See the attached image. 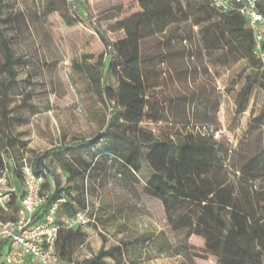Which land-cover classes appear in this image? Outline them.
Masks as SVG:
<instances>
[{"label": "rangeland", "instance_id": "1", "mask_svg": "<svg viewBox=\"0 0 264 264\" xmlns=\"http://www.w3.org/2000/svg\"><path fill=\"white\" fill-rule=\"evenodd\" d=\"M44 3L5 0L0 21L15 54L26 60L18 67L9 109L12 134L26 146L29 162L57 146L94 140L105 129L107 117L105 108L97 102L98 95L72 69L83 54H92L95 61L105 54V46L94 30L99 26L118 44L121 60L137 55L146 42L170 37L176 46L182 44L191 53L184 60L188 73L183 79L187 84L172 86L169 82L166 92L197 94L198 102L191 104L190 114L206 112L210 126L194 120L195 128L213 132L228 148L224 169L216 176L214 186L233 196L264 192L262 63L229 49L205 50L184 0H87L88 23L74 27H68L58 12L45 17ZM225 27L233 29L228 22ZM116 82L126 101L135 100L137 104L123 120L142 123L139 106L145 96L139 82L121 71ZM242 91L244 104L238 111L237 98ZM84 158L89 162L93 157L84 154ZM46 164L53 185L55 179L61 187L78 194L81 181L69 182L52 155ZM109 172L103 181L96 177L83 181L91 223L84 228L88 239L74 255L75 262L92 258L102 248L123 245L124 264H219L217 257L205 251L206 238L201 230L195 225L187 231L172 230L160 201L129 191L112 178L113 169ZM190 197L193 207L200 210L211 196L197 189L190 192ZM148 234H155L157 240L149 239ZM163 242L170 244L166 251L161 249ZM106 260L116 264L111 257Z\"/></svg>", "mask_w": 264, "mask_h": 264}, {"label": "trees", "instance_id": "2", "mask_svg": "<svg viewBox=\"0 0 264 264\" xmlns=\"http://www.w3.org/2000/svg\"><path fill=\"white\" fill-rule=\"evenodd\" d=\"M184 2L205 50L229 49L262 63L255 53L254 33L242 16L218 12L212 7V0ZM4 6L5 0H0V21ZM55 12L68 27L85 25L89 20L87 0H45L44 16ZM225 21L232 25V31L225 27ZM94 30L105 46V54L97 61L92 54H83L72 69L95 90L98 104L105 108L107 124L94 140L57 146L35 155L32 164L36 173L44 177L43 191L49 194L40 213L61 199H64L61 215L73 217L88 209L90 212L84 179L96 177L103 181L113 169L112 178L121 181L129 191L141 192L163 204L172 230L187 231L194 225L196 230H201L206 238L205 251L217 257L219 264H264V192L233 196L228 191L217 190L215 179L224 169L228 148L213 132L195 128L194 120L210 126L206 112L190 114L191 104L198 102L197 94L166 92L170 83L172 86L187 84V79H183L188 73L184 60L191 53L182 44L176 46L170 37L146 42L137 55L121 60L118 44L99 26ZM4 31L0 27V171L4 167L2 150L11 149L17 159L26 154V146L12 134L9 109L18 67L26 60L15 54ZM119 71L141 86L145 96L139 106L144 116L142 123L123 120L137 104L135 100L126 101L121 92L116 82ZM261 85L264 88V73ZM244 96L242 91L237 98L238 111L243 107ZM84 154L93 158L88 162ZM50 155L69 182L81 181L77 195L70 188L61 187L55 179L54 185L48 180L52 175L46 164ZM16 173L20 178V173ZM197 189L211 196L200 210L193 207L190 197V192ZM13 209L15 212L17 206ZM14 217L13 212H0V219ZM148 238L155 241L157 236L148 234ZM87 239L83 228L62 229L56 246L57 264H110L107 257L116 264H124L123 245L102 248L92 258L75 262L74 255ZM161 247L166 251L170 244L163 242Z\"/></svg>", "mask_w": 264, "mask_h": 264}, {"label": "built area", "instance_id": "3", "mask_svg": "<svg viewBox=\"0 0 264 264\" xmlns=\"http://www.w3.org/2000/svg\"><path fill=\"white\" fill-rule=\"evenodd\" d=\"M212 7L222 14H238L246 20L254 33L255 53L264 65L261 29L264 0H212ZM1 157L4 167L0 171V212H13L15 217L0 219V264H57L59 232L89 226V209L73 217L61 215L64 201L61 199L40 213L49 197L43 191L44 177L36 173L27 153L17 159L7 148L2 150ZM14 206H17L15 212Z\"/></svg>", "mask_w": 264, "mask_h": 264}, {"label": "crops", "instance_id": "4", "mask_svg": "<svg viewBox=\"0 0 264 264\" xmlns=\"http://www.w3.org/2000/svg\"><path fill=\"white\" fill-rule=\"evenodd\" d=\"M262 31L264 32V23L261 26ZM84 229V228H83Z\"/></svg>", "mask_w": 264, "mask_h": 264}]
</instances>
